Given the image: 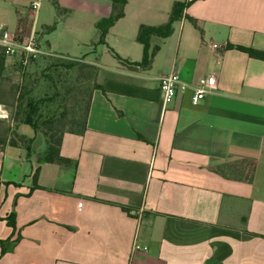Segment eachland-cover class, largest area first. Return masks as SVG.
Listing matches in <instances>:
<instances>
[{
    "label": "crops",
    "instance_id": "0c3cea01",
    "mask_svg": "<svg viewBox=\"0 0 264 264\" xmlns=\"http://www.w3.org/2000/svg\"><path fill=\"white\" fill-rule=\"evenodd\" d=\"M33 1L0 0V26L94 64L99 86L85 131L62 136L69 164L40 162L42 133L0 119V264H264V60L224 47L264 51V0L190 2L169 35L150 36L147 68L129 64L143 56L139 27L188 0H125L103 43L96 22L113 0H56L68 12L52 31V0ZM170 72L208 92L163 104Z\"/></svg>",
    "mask_w": 264,
    "mask_h": 264
},
{
    "label": "trees",
    "instance_id": "16d2710c",
    "mask_svg": "<svg viewBox=\"0 0 264 264\" xmlns=\"http://www.w3.org/2000/svg\"><path fill=\"white\" fill-rule=\"evenodd\" d=\"M192 1L184 2L176 1L173 3L169 20L167 23L151 27L141 25L138 30L137 40L143 46V56L138 63H129L132 66L147 68L151 64V60L157 50V46L152 49L149 47V38L151 35L167 36L172 31V23L179 20L183 14L184 8ZM55 9V20L50 25H45V31L55 29L58 21L67 12L68 9L59 5L56 0H52ZM125 0H113V8L111 14L99 19L96 27L100 31L99 42H104V35L114 21L122 16L123 5ZM192 24L199 29L196 20L188 17ZM19 25L22 19L18 20ZM18 32H12V39H19ZM222 45H216L215 49L222 48ZM224 47L236 48L248 54V56L264 60V51L252 47L227 44ZM5 55L3 47L0 45V80L7 83V91L0 90V102L9 105H15L14 120L22 124L29 125L35 131L42 133L45 144L46 153L40 159V162H52L58 164H69L70 159L60 154V145L64 132H72L82 134L86 129V117L90 107L92 92L99 85L96 83L97 67L89 62L78 59H70L61 56H48L43 59L47 64L39 77L35 74L25 73L21 82H14L5 76ZM43 81L38 83L39 78ZM4 84V83H3ZM86 84L88 86L87 96L81 106V116L75 115V111L69 112L63 102L64 95L70 94L75 88ZM69 85V86H68ZM3 86V85H2ZM6 90V89H5ZM77 103V102H75ZM78 105V104H75ZM69 113V114H68ZM69 116V117H67ZM12 145L21 144L28 147L29 139L22 135H12L9 141ZM13 213L8 217V223L13 226ZM6 250L2 247V254Z\"/></svg>",
    "mask_w": 264,
    "mask_h": 264
},
{
    "label": "built area",
    "instance_id": "2783aa9c",
    "mask_svg": "<svg viewBox=\"0 0 264 264\" xmlns=\"http://www.w3.org/2000/svg\"><path fill=\"white\" fill-rule=\"evenodd\" d=\"M38 6V0L33 1L31 4L32 10H36ZM10 34V32L0 26V45L3 47L6 58L11 56L18 57L19 65H21L22 68L26 67L33 59L54 56L51 51L40 43L36 33L33 31L23 40L12 39ZM158 87L163 104L171 102L178 91H183L187 88H190L192 91V104H197L208 92L205 78H199L195 83L187 84L182 81L175 72L160 76ZM139 249H141V246L137 242H134L133 250L138 251Z\"/></svg>",
    "mask_w": 264,
    "mask_h": 264
},
{
    "label": "rangeland",
    "instance_id": "374dc122",
    "mask_svg": "<svg viewBox=\"0 0 264 264\" xmlns=\"http://www.w3.org/2000/svg\"><path fill=\"white\" fill-rule=\"evenodd\" d=\"M46 64H47L46 60L40 57L38 59L31 60L29 64H27L26 67L24 68H22L21 65L19 64H13L12 65L13 70H12L9 65L8 69L7 67H5L6 69L5 76L11 79V81L18 82V83L22 81L25 73L35 74L36 76L39 75L40 77L41 72L46 66ZM42 81H43V78L41 77L39 78L38 83L39 82L41 83ZM7 86H8L7 83L0 80V90L4 89V91L6 92ZM87 90H88V86L86 84H82L81 86H78L77 88H75L70 94L68 95L66 94L63 97V102L65 103L67 110L69 112L74 110L75 115H77V117L81 116L82 114V110H81V106L83 105L82 101L84 102V100L86 99ZM75 104H78V105H75ZM14 111H15V105H9V104L0 102V119L5 121L8 128L13 129V131H15L17 126L21 124L20 122L14 120V117H13Z\"/></svg>",
    "mask_w": 264,
    "mask_h": 264
}]
</instances>
